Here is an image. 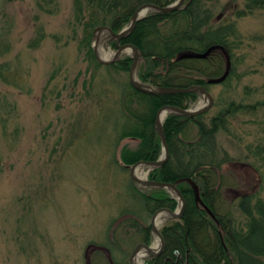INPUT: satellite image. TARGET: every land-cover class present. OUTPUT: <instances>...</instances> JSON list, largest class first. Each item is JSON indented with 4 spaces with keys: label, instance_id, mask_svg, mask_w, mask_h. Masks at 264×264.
<instances>
[{
    "label": "rangeland",
    "instance_id": "374dc122",
    "mask_svg": "<svg viewBox=\"0 0 264 264\" xmlns=\"http://www.w3.org/2000/svg\"><path fill=\"white\" fill-rule=\"evenodd\" d=\"M213 8L216 19L236 23L239 44L230 80L209 87L214 98L209 117L231 101L264 99V11L237 19L244 0H218ZM84 28L75 0H0V71L11 78L0 77V264H109L105 251L115 264H128L146 241L133 224L150 226L153 215L132 193L130 171L116 161L129 73L97 67L81 44ZM108 40L106 32L95 30L91 43H98L102 61L112 62L120 51ZM124 57L133 52L126 50ZM203 104L200 97L194 108ZM262 117L264 112L242 117L239 140L222 138L223 157L227 152L238 159L223 167L228 199L235 191L260 192L264 199L254 166L240 170L237 183L227 171L236 170L239 161L254 163L247 149L264 144ZM196 135L191 127L189 138ZM126 144L138 146L121 143ZM136 169L140 179L148 178L149 167ZM161 216L159 230L171 222L169 215ZM237 218L245 221L240 213ZM157 240L153 234L150 244Z\"/></svg>",
    "mask_w": 264,
    "mask_h": 264
},
{
    "label": "trees",
    "instance_id": "16d2710c",
    "mask_svg": "<svg viewBox=\"0 0 264 264\" xmlns=\"http://www.w3.org/2000/svg\"><path fill=\"white\" fill-rule=\"evenodd\" d=\"M175 1L75 0L78 16L83 18L85 27L81 44L88 47V56L97 67L129 73L133 63L131 57H124L109 66L98 63L91 43L93 32L98 27H108L118 34L130 24L140 6L153 4L167 7ZM217 1L192 0L180 11L150 13L137 23L134 32L120 44H132L139 48L142 59L138 64L137 77L143 84L180 88L200 85L208 89L209 79L224 75L226 61L218 51L205 60H176L183 51L205 52L213 45L224 47L232 59L233 50L239 44L237 25L231 21L216 20L213 7ZM257 11H264V0H244V8L237 10L235 16L242 19ZM38 43L35 41L33 47ZM109 44L116 48L115 41ZM232 75L233 67L224 83ZM0 77L5 82H11V78L6 77L2 70ZM123 93L126 122L116 139V149L119 150V161L125 169L160 159L163 145L155 128V118L160 109L167 106L189 109L197 104L200 97L196 93L149 95L133 89L129 83L123 87ZM260 112H264V99L253 104L231 101L212 117L205 113L196 117L170 114L166 118L164 132L170 158L162 167L153 169L149 179L161 183H176L181 178L192 179L199 187L202 202L213 217L196 201L195 192L189 183L178 184L186 202L182 218L171 220L170 224L162 228L164 251L159 257L148 260V264H264V199L259 196L260 192L242 194L238 191H235L238 196L228 199L221 185L223 167L238 160L229 159L227 152V159L225 153L223 157L222 138L239 140L240 119L244 116L253 117ZM191 127L197 131L196 137L192 139L189 138ZM125 140L134 141L138 146H122ZM247 151L250 154L247 158H252L254 163L239 161L236 170H227L233 175L229 180L237 183L239 173L251 164L256 169L251 168L253 171L260 172L263 179L260 189L264 190V172L258 167L260 165L264 169V144L250 145ZM220 152L222 158L219 157ZM133 188L137 200L146 208L147 215L152 216L160 209L176 211L178 208V201L166 190ZM238 213L245 218L244 222L238 221ZM133 226L138 233L145 235L146 243L150 244L151 226H143L137 220ZM107 260L109 264L117 263L111 251Z\"/></svg>",
    "mask_w": 264,
    "mask_h": 264
},
{
    "label": "water",
    "instance_id": "95a60500",
    "mask_svg": "<svg viewBox=\"0 0 264 264\" xmlns=\"http://www.w3.org/2000/svg\"><path fill=\"white\" fill-rule=\"evenodd\" d=\"M184 2H185V0H180L178 3H175L169 7H166V8H161V7H158L155 5H151V4L143 5L139 9H137L135 14L133 15L130 26L128 28H126L125 30H123L121 32V34L114 35V37L120 41L121 39L130 35L134 31V29L137 25V22L141 18H143L148 12L170 13V12H173L176 10H180V8ZM106 30H108V29L99 28V29H97V32L101 33V32L106 31ZM124 49H130L134 52V62H133V65H132L131 71H130V82H131V85L136 90H138L140 92L147 93V94H152V95L187 94V93L196 92V93H199L202 96H204L206 101L209 102L208 104H205L204 106L200 107L197 110H183V109H180L177 107H165L158 112L157 117H156V121H155V126H156V129H157L160 137H161L162 143L164 145V148L166 151V156L157 162L146 163V164H148L149 166H152V167H160V166H163L165 164V162L167 161V159L169 158V150H168V146H167V141H166V137L164 134L162 122L160 121L161 117L165 116L171 112L179 114V115H183V116H188V117H193V116L205 113L212 107V105L214 103V99L211 96V94L205 88H203L201 86H194V87L187 88V89H185V88H154V87H149V86H145V85L141 84L138 81V79L136 78V68H137L138 61L141 57L139 49L133 45H130V44L120 47V52L123 51ZM214 51H221L225 55L226 62H227L226 73L224 74V76L221 77L220 79L209 80L210 84H218V83H222L223 81H225V79L228 77V75L230 73V69H231L230 57H229L227 51L223 47L212 46L205 53L185 51V52H182L178 55L177 60L181 61V60H188V59H205ZM96 55H97V53H96ZM97 57L102 63H106V62L102 61L98 55H97ZM137 166L138 165L133 166L130 170V176L134 182L139 183V184L144 185V186H147V187L171 189V190L175 191L176 194L178 195L180 202H181V205H180V209L176 213H174L170 210L164 209V210L157 212L154 215V217H153V231L158 235V237L161 240V243H162L161 249L159 251H155L151 247H148L146 245H140L136 248L133 255L131 256L130 264H135L134 263L135 258L141 249H145L150 257H156V256H159L161 254V252L164 248V240H163L161 233L157 230V228L155 226V220H156L157 216L161 213H168V214H170V216L172 218H180L182 216V213H183V210L185 207V201H184L180 191L177 189L176 184H167V183H159V182L141 180L135 174V170H136ZM181 182L191 183V185L193 186V188L195 190L197 201L201 205H203V203L201 202V199H200L198 187L195 185V183L192 182L190 179H181L178 181V183H181Z\"/></svg>",
    "mask_w": 264,
    "mask_h": 264
},
{
    "label": "bare ground",
    "instance_id": "6f19581e",
    "mask_svg": "<svg viewBox=\"0 0 264 264\" xmlns=\"http://www.w3.org/2000/svg\"><path fill=\"white\" fill-rule=\"evenodd\" d=\"M164 116H162L161 117V119H160V121L162 122L163 120H164ZM138 173V171H137V169L135 170V174H137ZM138 175V174H137ZM140 177V176H139ZM142 178V177H141ZM162 217L163 216H159V217H157V219H156V226H158L159 224H161V222H162ZM159 247H160V242H159V240H157V242H156V244L154 245V249L155 250H158L159 249ZM146 257V252L145 251H141L140 253H139V255L137 256V258L135 259V261H134V263L135 264H142V261H143V259Z\"/></svg>",
    "mask_w": 264,
    "mask_h": 264
}]
</instances>
